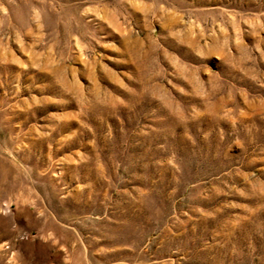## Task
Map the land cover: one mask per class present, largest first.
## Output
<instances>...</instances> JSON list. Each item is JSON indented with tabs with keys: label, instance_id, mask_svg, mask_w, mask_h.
<instances>
[{
	"label": "rangeland",
	"instance_id": "374dc122",
	"mask_svg": "<svg viewBox=\"0 0 264 264\" xmlns=\"http://www.w3.org/2000/svg\"><path fill=\"white\" fill-rule=\"evenodd\" d=\"M0 264H264V0H0Z\"/></svg>",
	"mask_w": 264,
	"mask_h": 264
}]
</instances>
